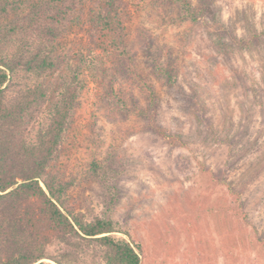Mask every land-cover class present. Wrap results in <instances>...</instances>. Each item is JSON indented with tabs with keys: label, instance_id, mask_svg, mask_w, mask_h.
<instances>
[{
	"label": "rangeland",
	"instance_id": "rangeland-1",
	"mask_svg": "<svg viewBox=\"0 0 264 264\" xmlns=\"http://www.w3.org/2000/svg\"><path fill=\"white\" fill-rule=\"evenodd\" d=\"M120 1L126 54L88 57L102 0L58 49L85 79L56 165L71 208L119 224L140 264H264V0H192L214 9L194 24L181 1Z\"/></svg>",
	"mask_w": 264,
	"mask_h": 264
},
{
	"label": "trees",
	"instance_id": "trees-1",
	"mask_svg": "<svg viewBox=\"0 0 264 264\" xmlns=\"http://www.w3.org/2000/svg\"><path fill=\"white\" fill-rule=\"evenodd\" d=\"M102 1L87 18L89 59L126 54L122 2ZM177 1L184 21L214 18L207 3ZM85 3L39 0L23 7L0 0V264H84L89 255L99 264H140L138 246L119 224L101 216L87 221L71 208L72 183L56 168L85 87L81 66L71 67L58 49L84 20ZM169 70L163 75L175 82ZM99 172L94 166L93 176ZM53 246L55 254L48 253Z\"/></svg>",
	"mask_w": 264,
	"mask_h": 264
}]
</instances>
